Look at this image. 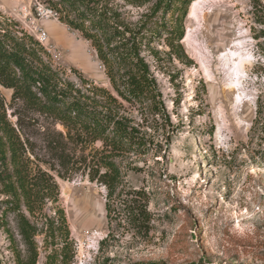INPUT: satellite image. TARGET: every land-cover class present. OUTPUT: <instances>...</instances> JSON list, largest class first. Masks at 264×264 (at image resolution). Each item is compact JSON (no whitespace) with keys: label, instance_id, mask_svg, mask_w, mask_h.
<instances>
[{"label":"rangeland","instance_id":"obj_1","mask_svg":"<svg viewBox=\"0 0 264 264\" xmlns=\"http://www.w3.org/2000/svg\"><path fill=\"white\" fill-rule=\"evenodd\" d=\"M156 3L99 0L142 33L141 56L158 83L160 113L151 103L120 99L92 43L40 1L0 0L1 21L39 43L44 67L61 85L72 84L85 102L101 107L104 93L117 99L118 112L145 144L120 159L132 171L112 200L85 174L64 181L50 171L74 243L70 264H264V13L250 0H195L187 10L176 1L158 14ZM181 29L178 41L173 33ZM40 31L48 35L44 43ZM12 95L0 85L9 121L17 126L16 114L24 116L44 157L42 132L54 124L13 103ZM46 212L55 215L52 206ZM8 220L17 233L14 216ZM37 241V264H45L44 235ZM0 263L15 264L2 227Z\"/></svg>","mask_w":264,"mask_h":264},{"label":"trees","instance_id":"obj_2","mask_svg":"<svg viewBox=\"0 0 264 264\" xmlns=\"http://www.w3.org/2000/svg\"><path fill=\"white\" fill-rule=\"evenodd\" d=\"M38 1L62 24L92 43L120 99L151 103L160 113L162 95L141 56L142 33L136 34L116 14L100 8L99 0ZM176 1L187 10L195 0H157L155 14L170 11ZM250 1L255 10L264 13V0ZM173 34L178 41L184 38L183 29ZM39 49L32 37L14 34L0 19V85L13 90V103L22 102L54 124L53 131L47 128L42 132L46 153L41 157L24 129V116L16 114L18 123L14 126L0 96V227L9 238L15 264L38 263L40 235H44L48 249L45 264H70L74 243L65 211L59 205L60 186L50 171L64 181L85 174L90 182L103 185L108 200H112L132 171L120 159L145 144L137 128L118 112L117 99L104 93L101 97L106 105L102 107L98 102H85L80 90L72 84L61 85L44 67ZM56 125L62 129L57 130ZM42 162L49 167L43 168ZM49 206L54 216L46 212ZM10 215L14 216L17 233L10 226Z\"/></svg>","mask_w":264,"mask_h":264},{"label":"built area","instance_id":"obj_3","mask_svg":"<svg viewBox=\"0 0 264 264\" xmlns=\"http://www.w3.org/2000/svg\"><path fill=\"white\" fill-rule=\"evenodd\" d=\"M39 41L41 43H44L45 41L48 40V35L45 31H40L39 37H38ZM49 52H51V49H49Z\"/></svg>","mask_w":264,"mask_h":264}]
</instances>
